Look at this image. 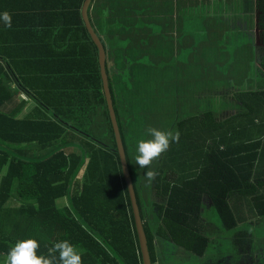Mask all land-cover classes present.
Wrapping results in <instances>:
<instances>
[{
	"label": "trees",
	"instance_id": "1",
	"mask_svg": "<svg viewBox=\"0 0 264 264\" xmlns=\"http://www.w3.org/2000/svg\"><path fill=\"white\" fill-rule=\"evenodd\" d=\"M199 1L93 0L89 8L152 264L157 241L205 254L204 197L227 230L240 223L234 206L264 217V73L254 56L248 89L224 88L236 77L229 41L213 36L208 20L201 45L181 41L176 24L185 26L182 13ZM84 2L0 0L11 17V27L0 23V264L24 239L38 242L37 255L55 256L53 245L67 240L81 264H143ZM230 92L235 115L201 111L204 95ZM148 128L178 139L140 168L135 144Z\"/></svg>",
	"mask_w": 264,
	"mask_h": 264
},
{
	"label": "rangeland",
	"instance_id": "2",
	"mask_svg": "<svg viewBox=\"0 0 264 264\" xmlns=\"http://www.w3.org/2000/svg\"><path fill=\"white\" fill-rule=\"evenodd\" d=\"M188 36L191 38V34ZM232 62L233 59L229 60V64ZM225 64L222 63L220 69L227 71L229 68ZM217 86L212 85L214 88ZM223 86L231 88L230 83ZM22 96H18L16 100L24 98ZM201 102V111L209 109L218 116L219 120L229 118L240 109L231 92L226 96L222 93H209L201 98ZM32 108V105L29 106L25 110L26 113ZM154 124L158 125L156 122ZM5 148L11 150L8 146ZM66 204H68L67 198L57 201V206L60 208ZM202 204V234L209 240L205 254L199 257L171 243L162 244L157 241V264H264V217L258 218L245 204L240 207L234 206L240 223L236 228L227 230L211 201L204 197Z\"/></svg>",
	"mask_w": 264,
	"mask_h": 264
},
{
	"label": "crops",
	"instance_id": "3",
	"mask_svg": "<svg viewBox=\"0 0 264 264\" xmlns=\"http://www.w3.org/2000/svg\"><path fill=\"white\" fill-rule=\"evenodd\" d=\"M189 7H187L186 13H182L185 26L180 21L176 24V29L181 27L183 33L180 35L182 36L181 41L187 43L195 38L201 45L208 39L210 31L213 36L216 35L220 39L229 41V59L235 61L234 64L233 62L229 64V68L236 75V77L231 78V90L238 87L248 89V74L249 78L252 79L254 72L250 61L252 57L255 56V66L261 68L264 73V0H206L204 2L199 1L192 9ZM206 20L212 26L208 33L204 30ZM174 34L177 44L180 36L177 32ZM189 34H191V38L188 36ZM243 42L245 45H242ZM199 48L197 47L198 55H200ZM18 96H22V94H17L16 98ZM32 103L31 101L29 106ZM83 173L84 171L82 175Z\"/></svg>",
	"mask_w": 264,
	"mask_h": 264
},
{
	"label": "clouds",
	"instance_id": "4",
	"mask_svg": "<svg viewBox=\"0 0 264 264\" xmlns=\"http://www.w3.org/2000/svg\"><path fill=\"white\" fill-rule=\"evenodd\" d=\"M0 23L5 27H11V17L8 12H0ZM178 139V133L172 131H161L156 128L147 129V138H141L135 144V163L140 168H145L161 153L166 151L170 142ZM155 173L150 169L145 176L151 179ZM39 245L35 239L18 240L6 253L3 264H81V254L67 240L56 242L53 250L55 256L37 255Z\"/></svg>",
	"mask_w": 264,
	"mask_h": 264
},
{
	"label": "water",
	"instance_id": "5",
	"mask_svg": "<svg viewBox=\"0 0 264 264\" xmlns=\"http://www.w3.org/2000/svg\"><path fill=\"white\" fill-rule=\"evenodd\" d=\"M93 0H85L83 7H82V19L85 24V27L96 45L98 49V56H99V66H100V75L102 79V84H103V91H104V96L106 99L107 107H108V112L117 144V152L120 158V163L122 167V173L125 179V183L128 189L129 197H130V202L132 206V211L134 215V220H135V225H136V230L138 234V240H139V245H140V250L142 254V260L143 264H152L151 263V257H150V252L148 248V242H147V237L144 231L143 227V222L141 219L140 215V210L139 206L137 203V197H136V192L135 188L133 185L132 177L129 171L128 163H127V157H126V152L125 148L123 145L122 137L120 134V129L119 125L117 122L114 106H113V101H112V96H111V91L109 87V80H108V75H107V67H106V61H107V54L104 45L101 42L100 37L97 35L95 32L92 23L89 18V8L91 6Z\"/></svg>",
	"mask_w": 264,
	"mask_h": 264
}]
</instances>
